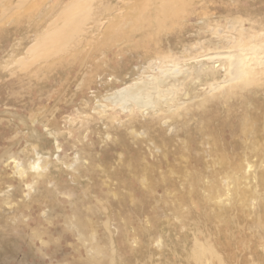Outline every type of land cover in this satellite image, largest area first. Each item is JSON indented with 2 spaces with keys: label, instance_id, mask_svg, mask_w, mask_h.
<instances>
[{
  "label": "rangeland",
  "instance_id": "374dc122",
  "mask_svg": "<svg viewBox=\"0 0 264 264\" xmlns=\"http://www.w3.org/2000/svg\"><path fill=\"white\" fill-rule=\"evenodd\" d=\"M141 9L39 74L5 56L19 32L0 38V264H264V68L212 86L232 49L264 52V0ZM153 59L181 80L174 93L154 108L117 102L161 76ZM211 116L228 170L213 160ZM189 169L204 177L198 195Z\"/></svg>",
  "mask_w": 264,
  "mask_h": 264
},
{
  "label": "bare ground",
  "instance_id": "6f19581e",
  "mask_svg": "<svg viewBox=\"0 0 264 264\" xmlns=\"http://www.w3.org/2000/svg\"><path fill=\"white\" fill-rule=\"evenodd\" d=\"M141 10V0H0V38L19 32V36L14 39L10 50L5 52V56L10 53L11 57H16L25 69L33 66L34 70L37 67L35 74H39L42 70L50 68L54 61L67 60L85 52L90 47L93 48L96 44H103L105 39L117 35V31L119 29L121 31L123 26L136 24ZM12 23L15 24V29L9 30L7 27ZM226 41V45L233 43L231 40ZM133 43L136 49L138 41L134 40ZM245 52L243 46L228 52L229 62L222 67L221 82L214 83L212 85L214 89L242 83L253 70L264 68V52L260 54L257 61L252 60L253 58ZM152 63L153 67L157 65L158 69L163 70L161 76L151 82L139 83L135 87L120 91L117 102L126 106L131 101L142 107L154 108L156 97L164 98L174 93V88L181 84V80H177L168 72L165 62L153 59ZM214 68L210 69V72L213 73ZM214 117L211 116L205 120V125L209 126V122ZM210 130H212L210 136L215 145L213 160L223 163L228 170L233 161L229 153L218 144L221 130L219 128L213 130L211 127ZM201 166L202 163L200 168ZM189 171L190 187L198 195L199 185L204 177L199 171L190 169ZM147 173L146 170L143 174L147 175ZM210 174L209 179L216 184L219 180L218 172L213 170ZM215 187L217 188L218 185ZM215 187L213 194L217 191ZM216 198L220 205H225L228 201L223 196ZM193 212L200 213L196 209H193ZM207 218L210 220L209 216Z\"/></svg>",
  "mask_w": 264,
  "mask_h": 264
}]
</instances>
